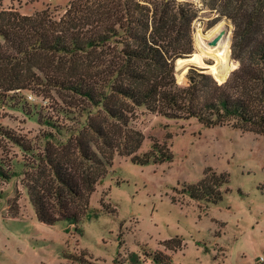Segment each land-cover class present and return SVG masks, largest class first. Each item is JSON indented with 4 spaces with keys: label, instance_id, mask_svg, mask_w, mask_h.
<instances>
[{
    "label": "trees",
    "instance_id": "trees-1",
    "mask_svg": "<svg viewBox=\"0 0 264 264\" xmlns=\"http://www.w3.org/2000/svg\"><path fill=\"white\" fill-rule=\"evenodd\" d=\"M221 1L215 0L210 9L219 11ZM223 1L229 5L232 0ZM259 1L256 10L246 11L242 23H236L234 38L253 45L246 56H233L238 68L230 75L236 66L230 51L231 70L229 56L217 75L191 66L183 75L186 86L179 85L175 64L195 51L192 24L198 10L190 2L82 0L71 3L55 22L44 13L28 17L0 11V101L13 102L24 93L50 99L55 93L70 108L89 107L82 129L66 134L59 147L48 143L36 176L23 180L43 226L64 221L77 228L89 213L98 217L90 210V199L115 155L141 166L171 160L156 143L152 151L138 154L144 136L133 126L137 109L264 137V33L255 37L264 27V0ZM56 112L44 122L61 131L55 118L73 113L64 108ZM7 172L0 162V177L9 178ZM226 180L208 176L191 196L221 200L216 189ZM19 210L15 198L10 204L13 218ZM145 256L154 264H169L162 253Z\"/></svg>",
    "mask_w": 264,
    "mask_h": 264
},
{
    "label": "rangeland",
    "instance_id": "rangeland-1",
    "mask_svg": "<svg viewBox=\"0 0 264 264\" xmlns=\"http://www.w3.org/2000/svg\"><path fill=\"white\" fill-rule=\"evenodd\" d=\"M80 1L0 0V11L28 17L44 13L55 22L71 3ZM176 1L190 2L198 10L192 24L195 54L199 28L207 32L223 20L232 25L226 29L223 65L178 67L179 85L186 86L183 75L191 66L217 75L228 56L230 70L231 58L236 65L232 74L239 66L233 56H246L253 48L234 38L236 23H242L243 14L256 10L260 1L232 0L226 5L222 0L219 11L210 9L215 0ZM260 29L255 37H262L264 27ZM73 105H63L55 93L50 99L24 93L13 102L0 101V162L9 177H0V264H130L136 256L134 264H154L145 256L153 253L171 259L166 258L169 264H264V137L228 126L206 128L195 120H168L143 108L136 110L133 120L144 136L138 154L152 151L156 143L171 160L141 166L115 155L90 199V210L98 217L89 213L78 229L64 221L43 226L23 180L36 176L48 143L59 147L66 134L82 129L89 107L81 106L83 111ZM60 108L73 114L55 118V125L63 127L57 131L44 120L58 115ZM47 134L55 138L47 140ZM212 175L227 179L216 189L222 199L214 201L203 194L193 198L191 191ZM15 198L20 207L17 218L10 213Z\"/></svg>",
    "mask_w": 264,
    "mask_h": 264
},
{
    "label": "bare ground",
    "instance_id": "bare-ground-1",
    "mask_svg": "<svg viewBox=\"0 0 264 264\" xmlns=\"http://www.w3.org/2000/svg\"><path fill=\"white\" fill-rule=\"evenodd\" d=\"M229 27L230 24H229ZM228 22L221 21L214 28L204 32L203 29L199 28L197 32V54H192L188 58L180 59L178 63L180 67L186 64H195L200 67L219 69L223 65L226 48L228 45ZM227 29V30H226ZM226 31L225 35L220 39L217 45H211V42L222 32ZM194 55V56H193ZM193 56V57H192ZM192 57V58H191ZM191 58V59H190ZM206 60H212L213 64H207ZM210 73V72H209Z\"/></svg>",
    "mask_w": 264,
    "mask_h": 264
},
{
    "label": "water",
    "instance_id": "water-1",
    "mask_svg": "<svg viewBox=\"0 0 264 264\" xmlns=\"http://www.w3.org/2000/svg\"><path fill=\"white\" fill-rule=\"evenodd\" d=\"M227 21V20H226ZM228 22V21H227ZM229 23V22H228ZM231 25V24H230ZM232 26V25H231ZM225 33H226V31H222L212 42H211V45H217V43L220 41V39L225 35ZM180 60V59H179ZM178 60V61H179ZM178 61L176 62V64H175V67H176V69L178 68V67H180V64L178 63ZM208 74H211V73H209V71H208ZM231 74V73H230ZM212 75V74H211ZM213 76V75H212ZM230 76V75H229ZM229 78V77H228ZM216 80V79H215ZM228 80V79H227ZM227 80H225L223 83H226L227 82ZM217 81V80H216ZM218 82V81H217ZM220 83V82H219ZM223 83H220V84H223Z\"/></svg>",
    "mask_w": 264,
    "mask_h": 264
},
{
    "label": "built area",
    "instance_id": "built-area-1",
    "mask_svg": "<svg viewBox=\"0 0 264 264\" xmlns=\"http://www.w3.org/2000/svg\"><path fill=\"white\" fill-rule=\"evenodd\" d=\"M261 261H262V262H264V259H263V258H261Z\"/></svg>",
    "mask_w": 264,
    "mask_h": 264
}]
</instances>
